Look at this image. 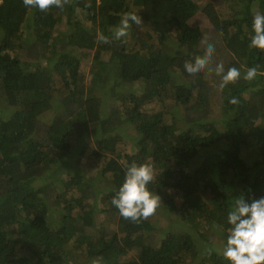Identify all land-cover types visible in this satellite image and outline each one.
Masks as SVG:
<instances>
[{
	"label": "trees",
	"instance_id": "1",
	"mask_svg": "<svg viewBox=\"0 0 264 264\" xmlns=\"http://www.w3.org/2000/svg\"><path fill=\"white\" fill-rule=\"evenodd\" d=\"M131 4L69 0L41 12L2 0L0 108L10 114L0 113V264H228L216 249L226 239L228 209L240 195H264V84L257 85L264 51L248 46L264 0ZM125 12L142 17L148 40L134 23L126 37H113ZM98 32L110 42H97ZM204 39L215 46L210 67L241 71L223 90L215 73L184 70L204 54ZM257 65L256 78L244 80ZM136 82L142 93L127 92ZM110 103L122 109L107 112ZM154 103L163 110H150ZM125 125L135 134L132 154L117 153ZM91 137L117 155L99 171L105 188L75 170ZM133 161L154 168L148 189L161 197L157 211L179 218L159 246L154 215L135 223L111 203ZM105 212L119 214L117 231L97 220Z\"/></svg>",
	"mask_w": 264,
	"mask_h": 264
},
{
	"label": "clouds",
	"instance_id": "2",
	"mask_svg": "<svg viewBox=\"0 0 264 264\" xmlns=\"http://www.w3.org/2000/svg\"><path fill=\"white\" fill-rule=\"evenodd\" d=\"M2 2V0H1ZM69 0H23L26 8H35L41 12H47L52 8L63 9ZM91 8V3L85 5ZM133 23L143 25L142 17L135 12H125L113 30V37L117 40L126 37ZM252 31L249 48L264 51V13L255 12L252 17ZM97 42L109 43V37L103 33H97ZM204 54L196 56L193 61H186L184 70L192 76L207 70L220 77L218 88L223 90L228 84L236 83L241 78V71L236 67H229L225 71L223 62L210 67L215 46L202 40ZM259 66L249 67L243 75V79L251 81L258 75ZM229 103H239L236 97H232ZM154 168L149 163H137L133 161L125 170L124 180L118 191L112 198L120 216L126 220L139 223L142 220L155 215L161 204V197L153 194L148 185L154 179ZM227 235L219 255L228 264H264V195L259 197L240 195L235 198L227 212ZM213 248H208L211 255ZM91 264H99L92 260Z\"/></svg>",
	"mask_w": 264,
	"mask_h": 264
},
{
	"label": "rangeland",
	"instance_id": "3",
	"mask_svg": "<svg viewBox=\"0 0 264 264\" xmlns=\"http://www.w3.org/2000/svg\"><path fill=\"white\" fill-rule=\"evenodd\" d=\"M132 1L133 0H127L128 5L130 6L131 9H133L134 6H132ZM136 27V32L137 34H139V36L141 37V39H143L144 41L148 40V29L146 26L142 25V26H137ZM138 36V37H139ZM215 38V36H214ZM216 42V39H215ZM218 49H222L220 46L217 47ZM26 50V49H25ZM19 53V52H18ZM17 53V54H18ZM22 53V52H21ZM24 55L25 52H23ZM92 55L93 52L86 57L85 63H84V68H89V63L92 60ZM88 76H90V74H88ZM262 84H264V79L260 81V83H257V85L260 87L262 86ZM144 90V85L141 82H136L134 84H131L129 86V88L126 89V91H130L134 94H140L142 93V91ZM170 105V104H169ZM121 104H117L116 107V103H110L109 108H107V112H111L115 107L116 108H120ZM150 110L153 109L154 112H160L163 110L162 105L158 104V103H154L152 105L149 106ZM0 113L1 115L5 117H8L10 113H4V108H0ZM167 114L168 119L170 118V116ZM51 118V115H47L46 116V120L49 121ZM93 129V128H92ZM132 128L131 127H126L124 130L121 132L120 138H123L122 141L117 142L116 143V148H117V153L118 154H123V153H129L132 154L133 150H132V141L131 138H133L135 136V134L132 135ZM70 141L74 144L77 143V141L75 140V138L73 139V137L70 139ZM84 152V153H83ZM95 152H100L101 156L97 157L94 155ZM103 155L106 156V158H103ZM117 155L111 154L109 152H107L106 150H101L98 146H96V141L95 138L91 137L88 141L85 147L82 148L81 151V157L79 158L81 160L80 164L78 165V167L75 170H79L82 172H86L89 175V178H92L95 180V184L101 188H105L108 184V182H106V180H102L99 179V171L102 169V167H104L105 162L109 159V158H113L116 157ZM77 163V162H76ZM78 164V163H77ZM65 178V176H63ZM61 179H60V183H61ZM176 206L177 208H180L181 206V198L179 197V195L176 197ZM49 205L52 208H57V206H55L53 203H49ZM53 212L54 210L51 209ZM175 214H178L177 211L174 212ZM55 216H57V213H53ZM118 219H119V214L114 213V212H105V213H100V217L97 219L101 222V224L103 225V227H105L109 232H114L117 231L118 229ZM174 219V220H179V218L177 217V215H174L173 213L168 215V212L160 209L158 210L154 217L153 220H155V228L156 231L153 233L154 239L157 242V246H159V244L162 242V240H164L167 236V234H169L171 232L170 229V221ZM100 224V225H101ZM223 246H217L216 249L221 252Z\"/></svg>",
	"mask_w": 264,
	"mask_h": 264
},
{
	"label": "built area",
	"instance_id": "4",
	"mask_svg": "<svg viewBox=\"0 0 264 264\" xmlns=\"http://www.w3.org/2000/svg\"><path fill=\"white\" fill-rule=\"evenodd\" d=\"M0 4H1V0H0Z\"/></svg>",
	"mask_w": 264,
	"mask_h": 264
}]
</instances>
